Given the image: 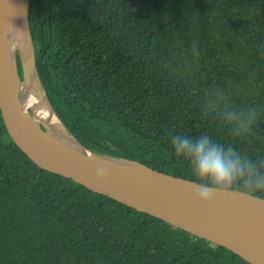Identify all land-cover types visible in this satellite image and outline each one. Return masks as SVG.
<instances>
[{"label": "trees", "instance_id": "obj_1", "mask_svg": "<svg viewBox=\"0 0 264 264\" xmlns=\"http://www.w3.org/2000/svg\"><path fill=\"white\" fill-rule=\"evenodd\" d=\"M28 25L83 149L200 183L173 138L207 135L264 170V0H29ZM0 264L249 263L41 171L0 115Z\"/></svg>", "mask_w": 264, "mask_h": 264}, {"label": "water", "instance_id": "obj_2", "mask_svg": "<svg viewBox=\"0 0 264 264\" xmlns=\"http://www.w3.org/2000/svg\"><path fill=\"white\" fill-rule=\"evenodd\" d=\"M28 5L29 0H0V115L15 147L43 172L221 246L249 264H264V199L231 190L214 193L206 206L201 205L194 182L134 162L93 154L79 145L53 112L41 87L28 25ZM15 12L20 21L24 19L29 53L23 61L19 50L13 52L9 78L4 66V29ZM27 76L37 83L51 116L74 144L53 137L43 124L35 123L30 109L17 103L13 83L23 85Z\"/></svg>", "mask_w": 264, "mask_h": 264}, {"label": "clouds", "instance_id": "obj_3", "mask_svg": "<svg viewBox=\"0 0 264 264\" xmlns=\"http://www.w3.org/2000/svg\"><path fill=\"white\" fill-rule=\"evenodd\" d=\"M173 148L177 155L187 156L200 181L193 184L199 204L206 206L214 193H229L237 185L246 189L250 197L264 199V170L252 160H242L232 148L225 151L207 135L174 137Z\"/></svg>", "mask_w": 264, "mask_h": 264}, {"label": "bare ground", "instance_id": "obj_4", "mask_svg": "<svg viewBox=\"0 0 264 264\" xmlns=\"http://www.w3.org/2000/svg\"><path fill=\"white\" fill-rule=\"evenodd\" d=\"M15 50H19L23 61H26L29 53L28 43L25 35L24 19L20 21L18 12H15L9 18L4 29V66L9 78H12V58ZM14 83L15 100L23 108L32 111L35 123L43 124L53 137L74 144L72 139L61 130L56 120L51 116L37 83L30 76L26 77L23 85H18L16 81Z\"/></svg>", "mask_w": 264, "mask_h": 264}, {"label": "rangeland", "instance_id": "obj_5", "mask_svg": "<svg viewBox=\"0 0 264 264\" xmlns=\"http://www.w3.org/2000/svg\"><path fill=\"white\" fill-rule=\"evenodd\" d=\"M17 69H18V76H19V78L21 79V78H22V77H21V69H20V67H18Z\"/></svg>", "mask_w": 264, "mask_h": 264}]
</instances>
